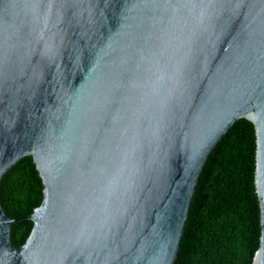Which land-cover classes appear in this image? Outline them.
I'll list each match as a JSON object with an SVG mask.
<instances>
[{"label": "water", "instance_id": "1", "mask_svg": "<svg viewBox=\"0 0 264 264\" xmlns=\"http://www.w3.org/2000/svg\"><path fill=\"white\" fill-rule=\"evenodd\" d=\"M240 119L256 131L264 264V0H0V183L32 156L44 185L28 216L0 201V264H175Z\"/></svg>", "mask_w": 264, "mask_h": 264}, {"label": "trees", "instance_id": "2", "mask_svg": "<svg viewBox=\"0 0 264 264\" xmlns=\"http://www.w3.org/2000/svg\"><path fill=\"white\" fill-rule=\"evenodd\" d=\"M256 131L240 119L209 156L192 200L175 264H253L260 246L261 209L256 192ZM44 185L32 156L3 177L0 201L11 218L28 216L44 198ZM29 219L12 226L15 247L25 244Z\"/></svg>", "mask_w": 264, "mask_h": 264}]
</instances>
